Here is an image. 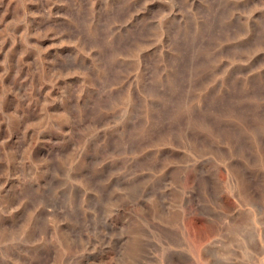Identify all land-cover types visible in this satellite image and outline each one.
Here are the masks:
<instances>
[{"label": "rangeland", "instance_id": "374dc122", "mask_svg": "<svg viewBox=\"0 0 264 264\" xmlns=\"http://www.w3.org/2000/svg\"><path fill=\"white\" fill-rule=\"evenodd\" d=\"M0 264H264V0H0Z\"/></svg>", "mask_w": 264, "mask_h": 264}]
</instances>
